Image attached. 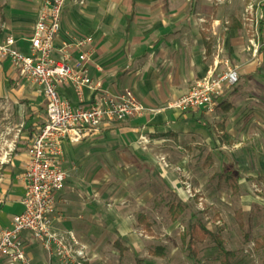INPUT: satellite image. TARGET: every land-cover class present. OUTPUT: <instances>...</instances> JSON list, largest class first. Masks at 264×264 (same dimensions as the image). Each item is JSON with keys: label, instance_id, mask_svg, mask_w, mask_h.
<instances>
[{"label": "rangeland", "instance_id": "rangeland-1", "mask_svg": "<svg viewBox=\"0 0 264 264\" xmlns=\"http://www.w3.org/2000/svg\"><path fill=\"white\" fill-rule=\"evenodd\" d=\"M108 1L90 0L89 4L102 3L99 12L105 4L110 14L112 2ZM115 2L119 16L131 10L130 0ZM256 2L135 0L130 35L126 38L122 28L113 52L126 63L122 72L135 79L145 76L170 101L192 83L187 77L193 65H182L193 57L189 50L200 37L211 40L213 64L219 56L217 70L226 67L223 61L236 64L229 53L221 51L227 31L234 25L242 24L245 36L239 33L232 44L242 38L243 52L251 55L263 47L258 21L252 16ZM13 112L0 105V146L20 129L14 127ZM135 133L115 131L108 140L102 136L63 150L61 166L69 190L66 207L73 210L65 213L88 249V264H136L137 259L144 264H224L223 253L210 239L196 246V258L184 249V232L190 224L200 222L222 236L226 250L233 253L230 264H263L264 252L256 244L264 237V142H244L234 154L225 153L210 167L204 145L199 151H190L175 140L167 147L147 142L141 134L134 138ZM229 161L241 171L238 192L232 190L223 171V164ZM181 195L188 208L174 222L169 207L181 201ZM140 215L147 217L151 232L139 224ZM118 240L128 248L124 256L114 246ZM158 247L165 250V258L150 256Z\"/></svg>", "mask_w": 264, "mask_h": 264}, {"label": "crops", "instance_id": "crops-1", "mask_svg": "<svg viewBox=\"0 0 264 264\" xmlns=\"http://www.w3.org/2000/svg\"><path fill=\"white\" fill-rule=\"evenodd\" d=\"M89 1L85 0L83 5L72 1L67 3L62 15L61 32L56 39L57 47L60 49L64 43L78 38L92 37L95 48L94 60L90 66L92 78L99 82L102 91L108 94L122 95L125 91H131L145 107L147 113L126 122L105 124L97 133L85 137L78 145L102 136L108 140L109 134L115 131L127 135L134 131L136 132L133 134L134 138L141 134L147 142L168 144L167 147L171 140L186 145L190 151L193 149L199 151L200 146L204 145L208 148L206 159L212 158L215 164L216 159L225 156V153L234 154L238 145L244 142L251 140L264 142V0H257L255 15H252L258 21L260 41L263 42L261 49L251 55L243 52L245 45L242 38L231 43V39L238 37L239 33L241 37L245 36L242 24L238 23L227 31L225 46L221 51L229 53L236 64L233 66L229 61H223L222 64H226V67L221 65L224 67L219 70L228 68L235 70L239 81L235 86L224 89L218 97V108L214 113L203 110L188 113L169 109L161 111L168 102L177 100L196 81L211 74L214 68L217 69L219 56L213 64L214 47L210 39L200 37L196 44L192 45L189 51L192 52L193 57L184 60L182 65V68L187 67L189 62L193 65L194 70L189 75L190 77H187L192 83L185 89L183 88L182 92L179 91L177 95H173L172 100L167 101L168 95L161 89H154L145 76L135 79L133 75L122 72L126 63L124 61L122 63L118 52L116 56L113 52V48L119 45L122 28L126 38L130 35L131 25L136 16L135 0H130L131 10L126 12L124 17L118 15L116 0H105L108 3L112 2V4L109 3L110 14L106 13L104 3L105 8L102 7L99 12L97 9L102 3L94 6L90 5ZM251 1L247 0L248 3ZM45 2L46 0H0V41L12 36L16 40L17 48L22 53L28 54L30 52L29 40L33 34L39 11ZM56 57L62 58L59 51ZM206 60L209 62L205 63ZM128 66L129 64L123 70ZM60 94L74 106L80 105L72 89L63 88ZM93 98L95 95L87 92L84 107H87ZM0 105L14 111L12 114L16 122L14 127L20 128L13 131V138H5L0 146L1 150L5 148V143L15 138L17 140V151L12 162L0 167V231H2L11 228L14 217L23 210L22 201L26 190L24 174L29 161L27 151L32 139L46 123L47 100L42 86L21 77L10 61H0ZM220 125H224L227 137L219 131ZM75 145L77 144L67 141L64 143L63 150ZM234 166V163L229 161L223 164V171L229 168L238 171L241 175V171L235 169ZM68 191L65 183L63 192L58 196V205L63 213V219L56 224V228L60 232L72 231L78 237L77 232L72 229L74 221H70L68 213H65L73 211L66 207ZM180 198L182 202L185 201L184 196L181 195ZM24 236L32 264H62L58 260H51L41 244L35 241L30 234ZM0 264L8 263L1 262Z\"/></svg>", "mask_w": 264, "mask_h": 264}, {"label": "built area", "instance_id": "built-area-1", "mask_svg": "<svg viewBox=\"0 0 264 264\" xmlns=\"http://www.w3.org/2000/svg\"><path fill=\"white\" fill-rule=\"evenodd\" d=\"M71 1L79 5L85 3V0H46L29 40L28 54L17 48L12 36L0 41V61H10L21 77L42 86L47 100L46 123L32 139L27 151L29 161L24 174L23 210L14 217L11 228L0 231V263L32 264L25 234L40 243L51 260L62 264L89 263L88 249L76 234L60 232L56 228L63 219L58 196L67 181V174L61 166L64 143L78 144L105 124L126 122L147 113L131 91L111 95L103 92L101 84L92 78L90 66L95 56L92 37L78 38L64 43L60 49L57 47L62 15ZM58 51L61 59L56 57ZM238 81L235 70L214 69L161 111L169 109L188 113L203 110L214 113L218 108V97ZM63 88L73 90L80 103L78 107L61 96ZM87 92L94 94L95 98L84 107ZM5 145L0 150V167L12 162L17 151L16 138ZM188 192H192L189 186Z\"/></svg>", "mask_w": 264, "mask_h": 264}, {"label": "trees", "instance_id": "trees-1", "mask_svg": "<svg viewBox=\"0 0 264 264\" xmlns=\"http://www.w3.org/2000/svg\"><path fill=\"white\" fill-rule=\"evenodd\" d=\"M260 28L261 30L263 29L262 24ZM219 131L222 132L225 137H227L224 125L219 126ZM207 162L210 167L214 165V161L210 157H208ZM225 174L227 175L228 182H230L231 184L232 190L234 192H238V182L241 179L240 173L238 171L228 168L225 171ZM187 208V205L182 201L173 202L169 207V214L171 216L172 221L177 222L187 211ZM138 222L144 227L147 232H151L152 225L148 222V219L145 215H140L138 217ZM208 239L212 240L215 245L219 248V250L223 253L226 259L224 261V264H230L229 259L231 258L233 253L226 250L225 242L222 236L218 233L210 231L207 225L203 222L197 224H190L184 232V235L182 237V243L184 249L189 252L190 256L196 258L199 255V251L196 246L198 244H203ZM114 246L120 252L121 256H124L128 252V248L125 247L119 240L115 242ZM256 247L260 250H263L264 252V237L261 241L257 242ZM149 254L150 256L165 258V250L162 247H158L157 249L150 251ZM136 264H144V260L137 259Z\"/></svg>", "mask_w": 264, "mask_h": 264}]
</instances>
